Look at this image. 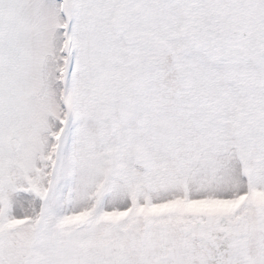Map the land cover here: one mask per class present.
Listing matches in <instances>:
<instances>
[{
	"label": "snow or ice",
	"instance_id": "snow-or-ice-1",
	"mask_svg": "<svg viewBox=\"0 0 264 264\" xmlns=\"http://www.w3.org/2000/svg\"><path fill=\"white\" fill-rule=\"evenodd\" d=\"M0 264H264V0H0Z\"/></svg>",
	"mask_w": 264,
	"mask_h": 264
}]
</instances>
